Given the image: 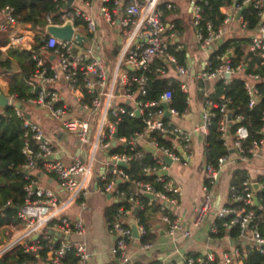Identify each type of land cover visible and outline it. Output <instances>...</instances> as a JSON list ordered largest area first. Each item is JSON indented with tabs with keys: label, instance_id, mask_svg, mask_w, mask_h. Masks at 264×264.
<instances>
[{
	"label": "built area",
	"instance_id": "obj_1",
	"mask_svg": "<svg viewBox=\"0 0 264 264\" xmlns=\"http://www.w3.org/2000/svg\"><path fill=\"white\" fill-rule=\"evenodd\" d=\"M60 1H63L60 9L45 15L44 25L34 24V27L18 22L13 7H0V33L8 36V42L0 50L25 49L35 66L33 76L26 83L32 90L38 87V91L34 97L26 99V104L45 109L47 116L62 127L56 135L63 131L69 143V148H65L59 144L56 135H46L39 124L30 120V116L26 117L28 112L18 107L22 103L15 100V95L5 94L9 107L12 106L22 118L25 129L21 148L25 163L21 171L28 183L25 185V201L17 211L21 229L8 243L0 245V256L20 248L23 253L43 258L51 264H89L91 252L86 242L71 238V235H83L85 224L81 218L69 219L66 210L74 203L85 208L88 194L97 192L104 196L109 194L111 206L117 205L107 222L108 232L113 237L110 254L115 263L139 264L133 259L134 254H142L152 246V242H139L146 229L138 224L134 214V209L141 206L143 194L159 201L160 219L170 236L191 235L190 229H183L173 212L181 190L162 172L168 173L172 163L181 162L182 155L178 149L183 150L185 157H190L194 135L207 136L211 118L215 115L212 108L219 109V138L227 153L215 162L205 157L203 196L195 208L194 227L204 223L213 210L212 187L227 168L233 169L232 172L246 170L254 159L264 158V111L260 129L262 137L246 144L249 131L244 125L238 126L232 135L229 133V124L242 120L243 115L239 114L232 120L226 107L227 99L223 98L221 103L213 102L207 98L209 93L199 86L209 80H222L226 84L232 76H239L244 79L249 107L258 102L261 95L255 84L260 81V76L245 75L243 61L236 66L231 64L233 48H227L221 55L217 51L228 38L247 37L248 49L245 52H255L264 58V0H218L224 2L219 8L224 18L217 27L211 19L202 24L204 7L209 5V0H190V22L194 30L187 44L179 39L180 31L175 24L164 21L161 6L173 10L172 0ZM248 6L256 9L259 15V21L252 30L247 29L239 13ZM235 14L244 33L239 36L232 35L236 29L231 23ZM100 18L109 29L107 40L117 39L119 43L111 59L100 56L94 46L95 34L102 26ZM66 22L72 25L69 39L54 37L46 31L48 25L63 26ZM78 34L82 36L80 42ZM198 50L206 57L195 65L192 54ZM44 51L51 58H43ZM179 52L185 54L182 60ZM211 56L221 63L214 66ZM195 66L196 70H193ZM36 78L41 79L40 84ZM155 78L174 79V84L185 95L183 111L172 105L171 88L164 89L154 99L147 98L150 82ZM58 81L64 83L69 93L67 98L54 87ZM192 85L200 92L201 120L192 128H184L174 118L186 114L192 102ZM165 113L169 116L166 117ZM123 116L140 117L143 124L128 138L117 135V125ZM152 133L161 135L169 144L150 136ZM120 145L128 151L112 152ZM146 146L154 151L150 152L152 163L143 171L157 175L154 180L161 183L158 189L150 182L131 180L124 167L119 166V163L128 164L131 160L143 158ZM165 157L170 159V164L164 160ZM36 171L55 180L65 196L60 198L54 190L40 185ZM262 176L252 179L248 174L239 185L229 184L227 203L214 211L215 219L223 220L221 226L227 233L233 230L236 235L234 244L222 253L216 264H243V258L253 249L264 253V227L260 228L255 223L252 209L257 193L252 185L258 182L264 188V182L259 181ZM121 182L130 183L133 189L129 192L119 189ZM130 217L134 218L139 238L132 235ZM148 232L152 234L154 228H149ZM210 232L218 233L215 222ZM134 241L138 243L135 251L131 252L130 246ZM190 254L184 257L183 264H208L215 258L212 252L199 256ZM158 264L177 263L162 259Z\"/></svg>",
	"mask_w": 264,
	"mask_h": 264
},
{
	"label": "trees",
	"instance_id": "obj_2",
	"mask_svg": "<svg viewBox=\"0 0 264 264\" xmlns=\"http://www.w3.org/2000/svg\"><path fill=\"white\" fill-rule=\"evenodd\" d=\"M63 1L58 0H0V7L5 5L11 6L14 9V17L22 24H35L44 25L43 18L47 14H53ZM224 5V2L218 0H209V5L204 7L203 21L211 19L217 27L221 24L224 15L220 11V7ZM163 18L165 14H168L170 10H166L164 6ZM242 19L246 24L247 29L252 30L256 27L259 21L258 11L252 6L246 7L241 12ZM55 20V19H54ZM247 37H237L226 39L218 48L217 54L221 55L227 48H233L234 56L231 58V64L236 66L239 62L245 63L244 74H258L260 81L255 84V87L260 93L258 102L249 107V97L244 89V79L239 76H232L231 79L225 84L222 80H217L214 83L213 91L207 96L208 99L213 102L221 103L224 99L226 101V107L230 110V117L232 120L237 115H243V119L229 124V133L232 135L236 128L240 125H244L249 131V137L246 140V144L252 140H258L262 137L260 129L263 126L262 113L264 111V58L255 52H245V47L248 43ZM8 42V36L6 33H0V47L5 46ZM179 57L185 58V54L179 52ZM16 61L20 71H15L12 66V62ZM211 61L214 66L219 65L221 62L211 56ZM0 69L1 72H7L8 92L15 95V100L26 105V99L34 97L37 94L38 87L34 90L31 89L26 83L35 70L33 61L30 58V53L26 50H20L17 48H9L6 54L0 50ZM169 83V84H168ZM173 89V106L183 111L185 105V95L182 94L177 86L174 84V79H157L155 78L150 82L149 92L147 98L154 99L164 89ZM224 98V99H223ZM219 109L212 108V112L215 115L211 118V124L209 132L205 136V157L207 160L216 161V159L227 153V150L222 145V140L219 138L218 131V119ZM142 120L140 117L129 118L123 116L122 121L117 125V135L130 137L135 131H138L142 127ZM24 127L22 118L19 117L12 106L3 110L0 113V245L6 243L11 239L12 232L9 231L10 227H20V221L17 218L16 207H21L26 198L25 185L28 180L25 174L21 171L22 166L25 163V157L21 152L23 143ZM164 143L169 144L165 138L156 133L150 134ZM127 148L124 146H117L112 149V152H127ZM152 163V155L146 151L144 157L141 159L131 160L124 171L129 175L131 180H141L144 182H150L157 189L161 188V183L156 182L154 179L156 174L148 175L144 173L143 168ZM231 178V185H239L247 176L245 170H236L233 172ZM168 178V177H165ZM260 182H264V176L259 179ZM119 189L129 192L131 187L130 183L121 182L118 185ZM258 204L253 205L252 209L255 212V223L262 228L264 227V192H257ZM141 207L137 206L134 210L135 217L138 218V224L143 225L146 229V233L139 238L140 243L151 242L153 234L148 232L151 228L150 221L152 213H159V202L152 200L151 204H148V195L143 194L140 197ZM116 204L105 208L104 216L106 222L111 219V215L116 209ZM223 221V220H222ZM221 220H216L215 224L218 227V233L216 237H222L227 233L221 224ZM7 230V231H6ZM228 235L234 240L235 232L232 230ZM191 255L188 253L186 256ZM193 255L199 256L200 253H194ZM37 259L34 255L23 253L20 248L8 252L0 256V264H23L24 262H35ZM218 257L215 255L213 261L208 264H216ZM243 264H264V253H259L255 249L243 258ZM158 264V262L156 263Z\"/></svg>",
	"mask_w": 264,
	"mask_h": 264
},
{
	"label": "crops",
	"instance_id": "obj_3",
	"mask_svg": "<svg viewBox=\"0 0 264 264\" xmlns=\"http://www.w3.org/2000/svg\"><path fill=\"white\" fill-rule=\"evenodd\" d=\"M174 2L173 10H170L168 14H165L164 21L166 23L175 24L176 28L180 31L179 39L185 44L191 41L193 37V26L190 22L191 14H190V0H172ZM239 14V13H238ZM238 15L235 14L233 16V21L231 22L235 30L232 31V35L239 36L242 33L239 28ZM99 19V17H98ZM33 24V23H32ZM31 25V24H30ZM31 27H34L31 25ZM109 34V29L106 26H101L95 36V48L97 53L100 56H105V58H109L108 52H106V48L109 44H111V56L115 53L114 50L117 49L119 43L117 39H112L108 41L107 37ZM227 36H230L229 34ZM5 47L1 46L0 48ZM9 49V48H8ZM5 50H1L3 54H6ZM19 49V48H17ZM248 49L247 46L244 50ZM25 50V49H20ZM193 53V50H190ZM194 64L196 65L198 61H202L206 54L201 52L200 50L196 51L194 54ZM47 58H51L49 55ZM12 66L15 71H20L16 61L13 60ZM199 66V64H198ZM196 66L193 68L195 69ZM7 72H1L0 69V91L3 94H9L8 92V81H7ZM33 76V75H32ZM31 76V77H32ZM30 77V78H31ZM37 82L40 84L41 79L36 78ZM214 80L205 81L200 83V87L204 88L206 93H210L214 88ZM54 87L59 91V94L63 97L67 98L69 93L65 89L64 83L58 81L54 83ZM192 94V102L187 108V112L184 116L174 118V121L181 125L184 128H192L200 123V102L201 96L200 92L197 91L194 86H191ZM25 105V104H22ZM40 109V107H37ZM24 111L27 112L26 107L24 106ZM46 112V111H45ZM27 115L30 116L29 113ZM47 116V112H46ZM31 117V116H30ZM48 117V116H47ZM49 118V117H48ZM50 119V118H49ZM56 122V121H55ZM38 124V123H37ZM45 134L48 136L56 135V131L61 130L59 125L57 124L52 129H46L41 127ZM63 133V131H62ZM56 135V138L59 144L66 146L65 148H69V143L65 138V133ZM60 136V138L58 137ZM68 146V147H67ZM191 155L190 157H185L183 155V150L178 149V152L182 155V160L180 163H172L168 169L167 176L180 188L181 194L178 198V203L174 207V215L180 221V224L183 229H190L191 235L189 237H182L180 234L177 236H170L166 232V225L161 221L160 216L161 213H152V218L150 221L151 228H154L152 246L151 248L142 253V254H134L133 259L139 264H156L162 259H169L177 264H183L184 257L188 253H206L212 252L218 258L221 257L222 253L229 249L231 245L234 244L235 239L233 240L228 233H226L222 237H216L215 234L210 232V228L212 224L216 221L214 211L227 203L229 196V184L232 178L233 169L227 168L220 176L218 183L212 187L213 193V210L208 215L207 219L199 225L198 227H194L192 225V219L194 217L195 208L202 201V183H203V167L205 163V138L201 134L194 135L191 142ZM148 151V150H147ZM150 152V151H148ZM249 176L253 179L260 175H264V158L259 157L252 161V163L245 170ZM35 175L38 178L39 183L43 182V186L49 187L58 193L60 198H63L65 195L63 191L60 190L58 184L52 178L44 177L39 171L35 172ZM255 192V191H254ZM256 193V192H255ZM148 204H151L152 200H156L155 198L149 197ZM159 202V201H158ZM85 208H81L78 203L72 204L67 210L66 215L69 219L75 220L77 218H81L85 224V231L87 229V225L91 226V216L93 211H98L99 214L104 216L105 208L111 206L108 198L102 194L97 192H90L85 199ZM142 206V205H141ZM140 206V207H141ZM135 211V210H134ZM105 218V216H104ZM133 218V217H130ZM106 221V218H105ZM107 225V222H106ZM21 229L16 227H10L9 231L17 232ZM84 231V234H85ZM83 234V235H84ZM86 242V241H85ZM113 243V237L110 233L107 234V238L105 240V245L107 247L106 253H103L99 257L93 260L94 251L91 252V257L89 259V264H116L112 255L110 254V248ZM138 241H134V243L130 246L131 252L135 251V245ZM12 252V251H11ZM36 258V256H35ZM37 259V258H36ZM39 260V259H37ZM36 260V261H37ZM93 260V261H92ZM36 262L28 261L27 264H35Z\"/></svg>",
	"mask_w": 264,
	"mask_h": 264
},
{
	"label": "rangeland",
	"instance_id": "obj_4",
	"mask_svg": "<svg viewBox=\"0 0 264 264\" xmlns=\"http://www.w3.org/2000/svg\"><path fill=\"white\" fill-rule=\"evenodd\" d=\"M100 23L103 27L104 26L106 27V25L104 24V21L101 18H100ZM110 50H111V44H109L105 50L106 52H108L107 54L111 59L112 56H111ZM42 55H43V58H46L48 56V52L44 51ZM24 106L26 107L27 112L31 116L30 120L38 123L41 127H44L49 130V128L52 129L58 124L57 122L49 119L46 116L45 109H42V108L39 109L35 105H31L28 103ZM59 128L62 129L61 125H59ZM70 146L71 147L73 146V144L71 143V140H70ZM42 184L43 182L40 183V185ZM108 233H109L108 227L106 225L104 216L102 214H99L98 211L94 210L91 216V226L87 225L85 234L84 235H71V238L77 241H86L88 250L91 251L93 249L94 251V255H93V260H94L100 255H102L103 253H106L107 247L105 245V240L107 238ZM16 234L17 232H14V233L12 232L11 239L14 238ZM8 242L9 241H6V243ZM35 262H36L35 264H51V263L46 262L43 258H40L39 260Z\"/></svg>",
	"mask_w": 264,
	"mask_h": 264
},
{
	"label": "water",
	"instance_id": "obj_5",
	"mask_svg": "<svg viewBox=\"0 0 264 264\" xmlns=\"http://www.w3.org/2000/svg\"><path fill=\"white\" fill-rule=\"evenodd\" d=\"M70 1L71 0H67L68 3H70ZM243 9L240 10L239 13H241L243 11ZM263 17H264V13H263ZM32 26H34V24H32ZM46 31L49 34H51L52 36L60 38V39H64V40L65 39H69L71 37V35H72V32H73L72 31V25H71L70 22H66L63 26L48 25L46 27ZM77 40L80 42L82 40V36L78 34L77 35ZM219 42H221V40H219ZM8 107H9V105H8V97L0 91V113L3 110L7 109ZM18 107L20 109L24 110V105L18 104ZM165 116L168 117L169 114L165 113ZM26 117L28 118L29 115H26ZM58 137L60 138V136H58ZM146 149L148 151H150V152L154 151L152 148L147 147V146H146ZM164 160L167 162V164L171 163L170 159H168L167 157H165ZM119 166L120 167H126V164L119 163ZM25 173H27V171H25ZM162 174H167V171H163ZM252 188H253V191H255V192H259V191L264 192V188L260 187L258 182H254L253 185H252ZM148 196L151 197V195H148ZM106 197L109 198L110 195L108 194ZM253 201H254L255 205L258 204L257 196H254ZM16 209H18V207H16ZM129 224H130V227H131V230H132L133 237L134 238H139V233H138V230H137V226H136V224L134 222V218H130L129 219Z\"/></svg>",
	"mask_w": 264,
	"mask_h": 264
}]
</instances>
